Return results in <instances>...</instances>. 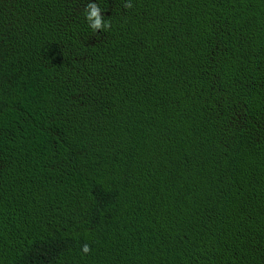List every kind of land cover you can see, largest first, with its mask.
Returning a JSON list of instances; mask_svg holds the SVG:
<instances>
[{
    "label": "trees",
    "instance_id": "16d2710c",
    "mask_svg": "<svg viewBox=\"0 0 264 264\" xmlns=\"http://www.w3.org/2000/svg\"><path fill=\"white\" fill-rule=\"evenodd\" d=\"M127 2L0 0V264H264V0Z\"/></svg>",
    "mask_w": 264,
    "mask_h": 264
},
{
    "label": "clouds",
    "instance_id": "9594fccd",
    "mask_svg": "<svg viewBox=\"0 0 264 264\" xmlns=\"http://www.w3.org/2000/svg\"><path fill=\"white\" fill-rule=\"evenodd\" d=\"M132 4L129 2L124 4V8H131ZM84 16L88 23V26L93 30V32H97L98 30H105L111 27L110 22H106L104 17L101 15V9L97 3L89 2L84 9ZM90 251L88 245L83 246V252L87 253Z\"/></svg>",
    "mask_w": 264,
    "mask_h": 264
}]
</instances>
